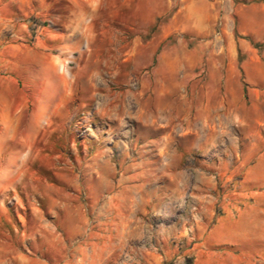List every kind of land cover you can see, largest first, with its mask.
Masks as SVG:
<instances>
[{"label":"rangeland","instance_id":"1","mask_svg":"<svg viewBox=\"0 0 264 264\" xmlns=\"http://www.w3.org/2000/svg\"><path fill=\"white\" fill-rule=\"evenodd\" d=\"M7 1L0 0V15L27 18L26 42L49 45L65 87L46 105L48 119L36 120L37 105L28 103L11 129L0 125V264H79L95 256L86 237L92 213L108 200L136 213L115 264L157 256L167 224L205 206L217 214L216 252L264 264V163L239 178L264 149V87L256 85L264 81L257 63L264 42L251 41L259 56L229 49L239 1L217 0L211 32L198 35L189 28L165 34L181 0H161L153 22L144 21L153 15L144 2L15 0V10ZM80 19L90 34L47 39V29L81 27ZM259 189L256 198L246 195ZM175 235L173 252L181 254L185 235Z\"/></svg>","mask_w":264,"mask_h":264},{"label":"crops","instance_id":"2","mask_svg":"<svg viewBox=\"0 0 264 264\" xmlns=\"http://www.w3.org/2000/svg\"><path fill=\"white\" fill-rule=\"evenodd\" d=\"M238 1L239 3L234 9L237 37L226 35L229 49L235 51L239 47L253 56H259L257 48L251 44V41L254 43L264 42V0ZM143 2L149 9H153V15L148 20L144 19L145 22H153L157 16L162 14L161 0L132 2L122 0L120 7L139 8L144 4ZM170 3L171 0H168V4ZM6 4L15 10L21 8V5L15 0H8ZM218 14L217 0H181L180 5L176 7L175 12L168 19L165 34L172 32L182 34L188 32V28L191 35H198L203 31L211 32L212 21L217 18ZM76 24L81 26L83 20L80 19ZM199 24L203 27L200 26V28ZM29 31H31V26H29L27 18L19 15H0V89H3L0 93V125L4 127V131L12 128V121L17 118L18 113L28 103L37 105L34 115L36 120L43 119L44 114L49 110L46 105L55 103V94L65 87V79L57 71L58 58L55 54L50 56L45 52L44 49L49 47L48 44L36 42L35 45H29L26 42ZM46 32H48L46 37H49L47 39L52 40L60 39V37L64 39L71 33L87 32L90 34L91 29L88 26L76 27L75 25L72 29L68 27L65 29H47ZM58 45L60 44L58 43ZM17 58L19 59L15 61ZM257 60L258 70L264 76V61L261 62L258 58ZM9 63L12 64L10 68L7 67ZM11 74H15L16 77L12 81H8ZM256 85L264 87V81L262 85L259 83ZM252 116L255 119L261 118L256 113ZM45 118H49L47 114ZM261 134L264 135V129L262 133L259 131V137ZM259 158H264V149L256 151L252 162L240 167L241 170H248L243 171L239 178H243L246 173H248L249 178L254 176L258 167L252 168V165L259 163L260 167L261 163H264V159L261 161ZM262 166L264 170V164ZM201 184H203L202 180ZM262 192L263 190L259 189L256 193L252 191L246 195L256 198ZM202 199L208 200L204 196ZM109 203L110 200L106 201V206L98 208L92 213L94 224L86 238L91 240L90 250H95V256L89 254L81 259L83 261H79V264H115L111 257L113 258L116 251L122 250L129 242V216L136 215L135 211L132 213L129 209L110 207L108 206ZM184 212L187 220L185 219L182 223L179 220H173L163 229L165 233L161 235V239L157 243L161 248V253L157 256L147 255L143 264H162L163 261L171 258L176 260V264H184L181 263V260L185 255H193L191 262L185 264H260L263 262L253 256L248 259L235 257L233 252L228 250L216 252L214 249L222 245L215 244L213 235L216 231L212 232L217 214L211 213L206 206L196 212L193 210H185ZM194 214L198 217L192 221L189 217L192 218ZM169 215L172 216V213L169 212ZM77 227L80 229V225ZM175 233L185 235L183 244L186 246V250L181 254L173 252L176 243L172 244L171 238L178 236ZM208 236L212 240L205 243Z\"/></svg>","mask_w":264,"mask_h":264},{"label":"built area","instance_id":"3","mask_svg":"<svg viewBox=\"0 0 264 264\" xmlns=\"http://www.w3.org/2000/svg\"><path fill=\"white\" fill-rule=\"evenodd\" d=\"M222 1L228 4L231 0H222Z\"/></svg>","mask_w":264,"mask_h":264}]
</instances>
